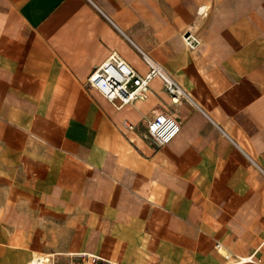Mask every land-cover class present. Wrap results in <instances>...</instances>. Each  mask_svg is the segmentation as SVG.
I'll use <instances>...</instances> for the list:
<instances>
[{
  "label": "crops",
  "instance_id": "0c3cea01",
  "mask_svg": "<svg viewBox=\"0 0 264 264\" xmlns=\"http://www.w3.org/2000/svg\"><path fill=\"white\" fill-rule=\"evenodd\" d=\"M114 50L191 98L118 107L89 84ZM0 161V264H264V0H0Z\"/></svg>",
  "mask_w": 264,
  "mask_h": 264
},
{
  "label": "built area",
  "instance_id": "2783aa9c",
  "mask_svg": "<svg viewBox=\"0 0 264 264\" xmlns=\"http://www.w3.org/2000/svg\"><path fill=\"white\" fill-rule=\"evenodd\" d=\"M186 41L192 48H196L200 44V39L192 32L186 33ZM146 57L151 65V70L147 74H142L119 51L114 50L92 72L89 84L98 88L118 107L147 98L151 90V81L158 75L165 79L166 88L174 101L179 102L184 98H191V94L181 82L168 74L160 64L154 62L149 56L146 55ZM181 130V120L167 112L157 114L148 124L149 137L159 145L171 142ZM218 246L220 247L221 244L218 243ZM46 262L51 264H117L101 254L90 252L72 255L66 261L49 256Z\"/></svg>",
  "mask_w": 264,
  "mask_h": 264
},
{
  "label": "bare ground",
  "instance_id": "6f19581e",
  "mask_svg": "<svg viewBox=\"0 0 264 264\" xmlns=\"http://www.w3.org/2000/svg\"><path fill=\"white\" fill-rule=\"evenodd\" d=\"M203 10V8H202ZM150 57V56H149ZM151 58V57H150ZM154 62H157L158 64H160L157 60L151 58ZM161 65V64H160ZM162 66V65H161ZM163 67V66H162ZM163 69L167 72V70L163 67ZM168 73V72H167ZM169 74V73H168ZM10 239V238H9ZM8 240V239H7ZM40 249V248H39ZM47 257H49L48 254H44V253H36L34 254V256L27 261L25 264H51L50 262H46Z\"/></svg>",
  "mask_w": 264,
  "mask_h": 264
},
{
  "label": "rangeland",
  "instance_id": "374dc122",
  "mask_svg": "<svg viewBox=\"0 0 264 264\" xmlns=\"http://www.w3.org/2000/svg\"><path fill=\"white\" fill-rule=\"evenodd\" d=\"M1 164H2V163H1V161H0V166H1ZM263 249H264V246H263Z\"/></svg>",
  "mask_w": 264,
  "mask_h": 264
}]
</instances>
